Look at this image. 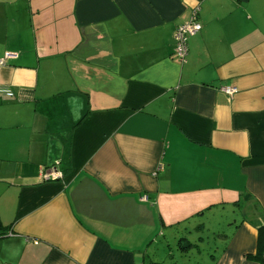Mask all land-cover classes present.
Here are the masks:
<instances>
[{
    "label": "crops",
    "instance_id": "0c3cea01",
    "mask_svg": "<svg viewBox=\"0 0 264 264\" xmlns=\"http://www.w3.org/2000/svg\"><path fill=\"white\" fill-rule=\"evenodd\" d=\"M6 52L0 264H159L190 229L212 264H260L264 0H0Z\"/></svg>",
    "mask_w": 264,
    "mask_h": 264
},
{
    "label": "rangeland",
    "instance_id": "374dc122",
    "mask_svg": "<svg viewBox=\"0 0 264 264\" xmlns=\"http://www.w3.org/2000/svg\"><path fill=\"white\" fill-rule=\"evenodd\" d=\"M232 215V214H231ZM229 215L226 218H223L218 221V225L224 226L227 222L231 221L233 218H239V212L235 209V215ZM190 233H181L176 235L177 238H173L172 235L166 234V238L159 237L158 247H160V253L152 258L154 262H159V264H212V260L210 258V254L217 255V248H215V244H212L210 238H212L211 234L206 231L196 232L190 229ZM180 236H185L189 242L192 244H197V247L200 248L198 251L196 247L191 246L186 250H181L177 239ZM201 237L204 240L200 241L198 238ZM209 237V238H208ZM211 242L210 246L208 243ZM169 243L170 247L167 248L165 245ZM185 244L183 242L181 247ZM209 247V248H208ZM212 247V248H210ZM169 253V255H167Z\"/></svg>",
    "mask_w": 264,
    "mask_h": 264
},
{
    "label": "built area",
    "instance_id": "2783aa9c",
    "mask_svg": "<svg viewBox=\"0 0 264 264\" xmlns=\"http://www.w3.org/2000/svg\"><path fill=\"white\" fill-rule=\"evenodd\" d=\"M196 10L193 11L191 17L186 22L178 25L173 32V52L180 62L185 61L187 54V40L189 36L201 30V24L196 19ZM15 55L9 52L4 53V56L0 58V64H4L7 58L14 57ZM227 95H233L237 88L229 85H223L219 88ZM2 92H0V97ZM62 176L54 165L43 168L41 171V178L44 180H54Z\"/></svg>",
    "mask_w": 264,
    "mask_h": 264
},
{
    "label": "trees",
    "instance_id": "16d2710c",
    "mask_svg": "<svg viewBox=\"0 0 264 264\" xmlns=\"http://www.w3.org/2000/svg\"><path fill=\"white\" fill-rule=\"evenodd\" d=\"M256 229L257 239L255 251L251 254H247L246 258L257 261L260 264H264V223L257 225Z\"/></svg>",
    "mask_w": 264,
    "mask_h": 264
}]
</instances>
